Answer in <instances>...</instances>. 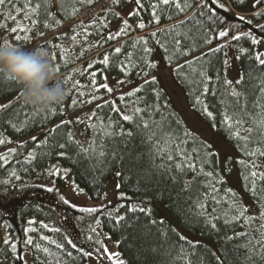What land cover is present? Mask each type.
Masks as SVG:
<instances>
[{
    "label": "trees",
    "instance_id": "16d2710c",
    "mask_svg": "<svg viewBox=\"0 0 264 264\" xmlns=\"http://www.w3.org/2000/svg\"><path fill=\"white\" fill-rule=\"evenodd\" d=\"M105 1L107 0H91V3H88L87 0H83V2L81 0H63V7H61V0H58L56 5L54 0H6V3L0 6V47L7 44L26 50L42 48L47 51L50 48V43L55 42L56 37L47 40L43 45H40V48H37L36 44L67 26L68 24L64 23L65 19H70V22L73 23L84 12ZM129 2L133 3V12H138V15H128L129 33L120 35L115 40L107 41L105 37L109 33L118 31L114 29L120 27V15ZM180 3L184 6L185 0H180ZM200 3H204V0H200ZM219 3H223L229 11L219 10L216 16L208 19V10H204V16H199V5L195 3L184 13H180L174 5H163L160 0H141L143 10H140L134 0H119L118 4L113 0L108 10L100 12L96 18L88 20L89 22L95 21L89 29L90 33L85 34L87 31H83L89 25H87L88 22L81 21L87 26L79 28L69 35L82 32V40L85 39V36H90L94 39V45L87 46L82 52L83 54L80 53L78 56L80 58L70 63L69 59L66 61L63 59L61 48H55L54 56L60 69L57 74L60 82L68 90L63 104L53 108L56 112L55 115L52 114L53 109L40 113L34 107L25 104L20 86L0 74V104L8 105V107L0 109V139L5 141L0 144V181L8 182L0 184V264H22L21 259L18 258L20 256L23 257V264H27L26 256L29 255L31 264H87L88 257H83L73 250L66 243L65 238H71L78 248H83L85 251L105 248L101 233L94 228L97 219L103 232L118 240L119 256L126 264H217L216 257L218 256L209 246L179 239L181 235L172 225L161 220V212L156 207L158 202L166 206L168 212L182 227L217 244L225 264H242L245 249L237 246L245 244L246 240L235 234L252 231L259 227V223H254L249 228L246 227V220L233 218L234 200H239L245 208L247 207L242 197L232 190L223 179L218 155L210 156L209 159L212 163L204 165V172L215 169L214 176L211 178L199 172L180 173L177 170L166 174L155 171L145 175V165L141 159H138V156L143 153V159H147L150 147L147 142H141V136L136 135L138 130L135 128V124L140 122V116L133 114L135 107L147 108L153 120L159 121L162 113L169 118L168 126L174 132L179 133L181 130L189 132L159 83L156 80L154 84L145 83V81H151L157 72L153 56H158L160 64L163 66H177L178 68L179 65H184L185 61L207 53L209 49L216 48L218 45L226 44L228 47L210 54L203 63L197 62L192 68L185 67L179 73L176 68L175 76L184 87L194 110L213 125V121L200 111V106L195 105V100L199 97L208 104L209 110L213 111L216 117L214 127L235 148L240 160H249L251 163V160L254 159L260 166L255 170L264 171V157L256 156L250 159L245 156L241 147L243 141H238L230 136L219 123L222 112L228 108L232 99L227 94L223 83L224 80H228L225 60L228 62L230 52H236L239 55L240 71L243 70L245 73V87L249 90L247 93L249 98L255 91V86L259 84V79L249 81L248 71L254 69L255 76L264 71V69L258 68L254 60L255 53L261 51L260 53L264 54V50L261 49L264 34L259 31V26L264 25V16L253 18L256 12L264 11V4H260L254 9L252 7L253 0H246L243 8L237 7L234 0H219ZM37 4L40 7L35 12H31L30 9ZM153 4H157L158 7L153 9L150 6ZM16 9H19V12ZM153 11H156L159 17V24L152 17ZM47 13H52V15ZM111 13H115V16ZM26 14L31 18L26 19ZM70 14H72L71 18ZM240 15L251 19L252 24L239 22L236 17ZM193 16L200 21L199 24L190 19ZM10 17H15V19ZM221 17H224L223 22H221ZM56 20L61 22L57 24L54 22ZM181 21H187V23L181 24ZM141 22L145 24L143 29L138 27ZM45 24H49L50 27H45ZM19 25L27 31H20ZM174 26H177L174 31H163ZM14 27L18 29L19 34L11 31ZM112 28L114 29L111 30ZM218 29H228V36L222 39L213 38L211 43H204V37L214 36ZM249 30L260 40L258 45H253L251 40L245 37L239 41L232 40L233 33H247ZM153 32L157 33L155 37L151 36ZM16 36H20L21 39L17 40ZM25 37H29V39H24ZM76 37L81 36L76 35ZM177 39L181 41V48L193 47L194 50L187 56H178L175 50ZM136 40H147V44H133L132 42ZM116 47H121V53L114 52ZM144 47L151 48L153 51L145 56L142 51ZM165 47L168 49L167 53ZM240 49L246 51L241 52ZM104 54L109 55L108 65L99 62ZM169 54H172L171 60H169ZM142 56L155 66L146 67L140 59ZM89 63L92 64L91 68L87 67ZM121 65L125 66L126 72L122 70ZM201 71H206V74L212 77L213 83L208 84V87L215 91V95L204 96L201 94L203 87L202 77L199 75ZM93 72L96 74L95 84L99 82L105 84V73H107L110 77H118L121 81L139 82L141 83L139 88L142 90L134 96L124 95V100L118 97L105 103L111 92L99 87L98 95L102 102L99 106L102 107L94 108L90 121L83 127V137L87 141V145H84L80 140L74 139L75 142H73L70 139L69 133L74 138L75 132L81 129L76 127L74 122H67L73 121L71 120L72 116L80 110L81 96L78 91L81 87L82 91L89 89L87 86L91 85L93 80H88V78L92 77ZM143 72H146L147 75H143ZM66 76L67 82L65 81ZM217 76H219L218 80ZM69 77L71 78L69 79ZM77 81L79 84L76 83ZM73 100L77 101L75 106L72 105ZM221 100H223V104H221ZM154 104L159 106V112H152L151 106ZM117 108L119 112L115 111ZM228 111L231 112V108H228ZM123 115H134V121H124ZM144 119H148V117L145 116ZM175 121H179V127ZM10 122L16 124L21 130H14L10 126ZM62 122H64V126L58 127ZM149 122L151 123V121ZM110 123L125 130H131L133 137L124 138L123 141L120 138L107 137L106 132L111 131L107 127ZM92 125L95 127H91ZM248 126L251 125L245 124L243 127ZM243 127L240 129L241 135L244 134ZM53 128L56 131L48 136L47 142L39 143L44 141L46 134ZM33 136L37 137L36 142L32 140ZM193 137L195 138L194 142ZM205 143L209 145L199 135L191 133L186 148L190 153L194 147L200 148L203 154L205 149L201 145ZM59 144H65L66 147L60 149ZM97 144L106 146L107 152L104 157L99 156L100 149L96 147ZM114 145L123 154L122 159L114 160L108 155ZM247 147L256 149L258 145L255 143V139ZM4 148L6 150H3ZM12 149H15V152L10 151ZM82 149L90 150L85 152ZM60 152H64L65 155H59ZM239 161L229 160L227 167L229 168V164V169L235 165L239 167L244 190L253 198L256 205V210L253 212L247 208V215L258 217L264 210V206L250 190L249 183L243 179L248 170L243 168ZM156 163H160V160L157 159ZM196 163L199 165L200 161L197 160ZM54 167L66 168L73 177L75 185L82 189L92 201L103 198L108 182L119 171L121 173L119 175V195L115 201L95 208L98 211L91 214L72 209L59 202V196L63 195L59 189L52 187L56 190L48 192L46 190L49 188L48 186L33 183L46 179L49 171ZM13 172L16 173L15 177L12 175ZM185 181H193L191 190L184 188ZM212 181H215L218 190L216 200L219 202L203 197V194L208 191L205 186ZM255 188L258 194L264 195L261 193V190L264 189V181L257 178ZM197 198H200L206 205L203 214H200ZM177 203L184 210L183 212H177ZM132 207L148 208L151 215L148 216L140 211H129ZM118 217L124 219L117 223ZM150 220H155L157 223L150 224ZM29 221H35V223L30 224ZM42 223L49 227L47 229L41 227ZM213 223L216 225L215 229L211 227ZM29 228L34 231H25ZM93 228L95 232L90 231ZM52 229H59V231H52ZM162 233H166V236ZM88 235L92 236L91 241L85 238ZM27 237H31L34 244H39L40 248L36 249L33 245H26ZM41 237H48V239L43 240ZM226 237L234 238L228 240ZM6 238L16 244L15 252L5 245ZM51 241H56V243L53 244ZM58 244H63L64 248L58 249ZM44 248L48 249L47 253L43 251ZM21 249H23L22 252ZM65 252H71L72 255L67 256ZM13 257L17 258L13 259ZM97 259L101 264H116L114 258H105L103 252ZM253 264H259L258 257L254 259Z\"/></svg>",
    "mask_w": 264,
    "mask_h": 264
},
{
    "label": "snow or ice",
    "instance_id": "6c2138e0",
    "mask_svg": "<svg viewBox=\"0 0 264 264\" xmlns=\"http://www.w3.org/2000/svg\"><path fill=\"white\" fill-rule=\"evenodd\" d=\"M83 2V0H81ZM88 3H91V0H87ZM115 3H119V0H114ZM134 2L137 4V6L140 8V10H143V5L141 4V0H134ZM236 3L237 7L243 8L246 0H234ZM6 3V0H0V6L4 5ZM160 3L163 5H174L175 8L178 10L180 13H184L188 8H191L193 6V3L199 5V10H198V15L199 16H204V10L207 9L209 16L208 19H212V17L217 15V12L219 10H223L224 12H228V8L223 4L219 3V0H204V3H200V0H185L184 6L181 5L180 0H160ZM260 4H264V0H253V5L252 7L255 9L257 6ZM153 9L157 8V4L150 5ZM40 7L39 4L35 5V7L31 8V12H35L36 9ZM61 7H63V0H61ZM17 12H19V9H16ZM48 15H52V13H47ZM111 15L115 16V13H111ZM129 15H138V12H130ZM260 16H264V11L262 12H256L254 14L253 18H258ZM72 17V14H70V18ZM93 17H95V12H93ZM152 17L155 19V22L159 24V17L157 16L156 11L152 12ZM12 19H15V17H10ZM26 19H30L31 17L29 15H25ZM171 18V17H169ZM192 20H195L196 24H199L200 21L196 19L195 16L190 18ZM221 22H223L224 17H221ZM236 19L239 22L247 23L249 25L252 24L251 19H246L245 16L240 15L236 17ZM55 23L59 24L61 21L56 20L54 21ZM95 22V21H93ZM64 23L68 24V31L69 32H75L76 28L75 26L72 25L70 22V19H65ZM187 21H181V24H186ZM123 27L119 28L116 33H109L105 39L107 41L115 40L117 39L120 35H127L130 31V25L128 24L127 20H124L122 22ZM80 27H84L83 22L80 23ZM238 26V25H237ZM45 27H50L49 24H45ZM138 27L143 29L145 27V24L143 22L138 24ZM175 27L171 29H164L163 31L165 32H171L174 31ZM17 28L14 27L11 29L13 33L17 32ZM20 31H27V29H19ZM259 31L264 34V25L259 26ZM228 29H222V30H216L214 36H205L204 37V43H211L213 38L216 39H222L224 37L228 36ZM67 33H62L61 36H66ZM157 33L153 32L151 33L152 37H155ZM242 37L249 38L251 40V43L253 45H258L260 43V40L257 39L255 35H253V32L249 30L247 33H233L232 35V40L234 41H239ZM60 37H57L56 39H59ZM76 35L71 36L72 41H76ZM17 40H20V36H16ZM24 39H29V37H25ZM133 44H147V40H136L132 42ZM159 43V41H157ZM181 41L177 39L175 41V50L176 54L178 56H187L191 53V51L194 50L193 47H188V48H181ZM7 46V44H6ZM54 47H59V45H53ZM37 48H40L39 45L36 46ZM228 45L222 44L218 45L216 48L209 49V52L207 53H202L198 57H194L192 60L185 61L184 65H179L176 71L179 73L181 69L187 67V68H192V66L197 63L201 62L203 63L205 61V58L209 56L212 53L219 52L221 48H226ZM42 49V48H41ZM121 47H116L114 49V52L116 54L121 53ZM142 51L145 53V56L149 53H151L153 50L148 47H144ZM241 52H245V49H240ZM165 52H168V49L165 47ZM83 53H81L82 55ZM146 65V67H154L155 65L151 62L145 59L144 56L140 58ZM172 59V54H169V60ZM254 60L256 61V64L259 69H264V54H261L259 52L254 54ZM100 63L104 65L109 64V55L104 54L102 59L99 61ZM225 64H227V60H225ZM88 68L92 67V64L89 63L87 65ZM122 70L125 72L127 69L125 68L124 65H121ZM57 72L60 71L59 67H56ZM255 70L250 69L247 73V76L249 78V81L252 79H259V84L255 86V91L251 94V98H249V95L247 94L249 90L245 87L246 81H245V73L242 70L238 77L236 78L235 81L233 80H224V87L227 90V94L232 98L231 103L228 105V108H231V112L228 111V108H225V110L222 112L221 119L219 123L224 127V129L229 133L230 136H233L236 138L238 141H243V144L241 145L244 155L249 157L250 159L256 156H261L264 157V71H261L258 76L254 75ZM143 75H147L146 72L142 73ZM95 73H92L93 76V83L95 82ZM199 75L202 77L201 84L203 85L201 89V94L204 96H207L209 94L215 95V91L210 89L208 87V84L213 83V79L211 76H208L206 74V71H201ZM71 77H69L70 79ZM105 79H107L105 77ZM219 79V76H217V80ZM125 81H119L118 83H124ZM79 84V81L76 82ZM146 84L148 83H156L155 78H153L151 81H145ZM100 88H103L107 90L108 92H112L113 89L110 88L107 84H101L99 86ZM142 89L141 88H135L129 93H127V96H134L137 92H140ZM258 93V94H257ZM80 95H84L83 92L80 93ZM157 96H159V93H157ZM96 97H93L95 99ZM121 100H124V96L120 97ZM90 102V101H89ZM77 103L76 100L72 101V105L75 106ZM114 103V102H113ZM223 100H221V104H223ZM195 105L200 106V111L210 120L213 121V126H215L216 122V117L213 113V111L209 110V106L207 103H204L199 97L196 98L195 100ZM8 105L6 104H0V109L6 108ZM98 107H102L99 106ZM166 107V105H165ZM152 112H159L160 108L157 105H152ZM115 111L119 112V109H115ZM52 114L55 115L56 112L53 109ZM133 114H139L140 116V122L135 124V128L138 130L136 132V135L141 136V142L145 143L147 142L149 144L150 150L147 153V159H143L144 154L141 153L138 156V159H141L142 163L145 165L144 168V174L148 175L152 172L159 171L161 174H166L168 172H171L173 170H177L180 173H184L185 171H191L193 173H201L206 177H213L215 173V169L213 168V171H208L204 172V165L205 164H211V160L209 159L210 156L212 155H219L218 153H214L212 151V148L210 145L202 144L201 147L205 149L203 154L200 151V148L194 147L191 150V153L187 150L186 145L188 144L189 137L191 136V133H189L187 130H181V132L177 133L174 132L170 126H168V120L169 118L164 116L161 113V119L159 121L153 120L151 113L147 108H139L135 107L133 109ZM134 115H123L122 119L124 121H134ZM147 116L148 119H144V117ZM151 121V123L149 122ZM73 121H68L67 123H72ZM76 122H82L77 118ZM177 123V126L179 127V121H175ZM245 124L251 125L248 127H243ZM10 126L16 130L20 131L21 129L16 126V124H11ZM64 122L61 123L58 127H63ZM91 127H95L92 125ZM108 128L111 129V131L106 132L107 137H111L113 139L120 138L122 141L124 138H132L133 137V132L131 130H125L122 127H119L118 125H113L109 124L107 126ZM243 127V135H241L240 129ZM142 130V131H140ZM56 129L53 128L49 131V133L46 134L44 141H41L39 143H46L48 136L52 135L55 133ZM70 139H72L73 142H75L74 138H72L71 133H69ZM255 139V143L258 145L256 149H249L247 145L251 143ZM32 140L34 142L37 141V137L33 136ZM195 138L193 137V142ZM5 141L3 139H0V144H3ZM23 146V145H22ZM58 147L60 149H64L66 147L65 144H59ZM97 148L100 149L99 151V156L104 157L107 152V148L104 144H97ZM90 149H82V151H89ZM12 152H15V149L10 150ZM59 155L63 156L65 155L64 152H60ZM114 160H119L123 158V154L115 148V145L113 146V149L110 153H108ZM159 159L160 163H156V160ZM199 160L200 163L199 165L196 163V161ZM227 163V161H226ZM239 163L243 166V168L247 169V174L243 176V179L249 183L250 190L253 192L254 196L259 200L262 206H264V195L258 194L255 188L256 184V179L259 178L260 180L264 181V171H256L258 166L255 162L254 159L251 160V163H249V160H240ZM230 168V164H229ZM67 170H65L64 173H61V170L59 167H54L51 171L50 174L53 176L57 175H66ZM12 175L15 177L16 173L13 172ZM117 175H121V173L118 171ZM172 179H175V177H172ZM7 181H0V184H7ZM193 184V181H185L184 183V188L187 190H191V186ZM119 187V185H118ZM208 191H206L203 194L204 199H212L216 200L217 195H218V190L216 189L215 186V181H212L208 183L205 186ZM48 192H53L56 189L49 187L46 189ZM77 191L81 192L83 191L82 189H79L77 186ZM229 192L231 193V190L229 189ZM261 193H264V189L261 190ZM233 196L235 195L234 193L232 194ZM59 202H62L64 205H68L72 209H76L79 212L82 213H94L98 211V209L95 208H89V207H80L76 204H72L68 199H66L63 195L59 196ZM197 204L201 210L200 214H203V210L206 208L205 203L200 199L197 198ZM216 202H219L216 200ZM131 212H136L140 211L145 213L146 215L150 216L151 212L150 209L140 207H132L129 209ZM184 210L180 207L179 203H177V212H183ZM232 211L234 213V219L235 220H246V227L251 228V226L254 223H259L258 228L252 229V231H245V232H240L236 233V236L243 237L246 240L245 244L238 245V248H243L245 249V256L243 258L242 264H253L254 259L256 257L259 258V264H264V210H262L259 214L258 217L247 215V208H245L239 200H234L233 205H232ZM190 214V210H189ZM121 219H124L122 217L117 218V223ZM227 222V220H226ZM30 224L35 223V221H29ZM97 224H99V220L97 219L96 221ZM157 221L155 220H150V224H156ZM162 223V222H161ZM41 227L43 228H48L49 226L47 224H41ZM211 227L213 229L216 228V225L213 223L211 224ZM25 231H34V229L29 228L26 229ZM52 231H59V229H52ZM90 231L95 232V229H91ZM162 235L166 236V233H162ZM258 237V239H257ZM88 241L92 240V236L88 235L85 237ZM234 237H226V239L231 240ZM43 240H47L48 237H41ZM66 243L75 251L80 253L83 257H88L91 258L93 255H95L97 258H99L100 253L103 252L105 253V258H114L118 256V254L112 253L109 254L107 253V249L101 248L97 249L95 251H85L83 248H78L77 244L73 242L71 238L66 237ZM180 240H183L187 242V237L185 236H179ZM5 245L7 247H10L13 252L16 251V244L12 243L10 240L7 238L4 241ZM26 245H33L36 249L40 248L39 244H34L33 240L31 237H27L25 241ZM51 243L55 244L56 241H51ZM99 243V241H97ZM58 249H63L64 245L63 244H58L57 245ZM23 249H21V252ZM43 251L45 253L48 252L47 248H44ZM67 256H71V252H65ZM17 257H13V259H16ZM21 259V262L23 264V257L20 256L18 257ZM217 264H222L220 261L219 257H216ZM118 264H124V261H119Z\"/></svg>",
    "mask_w": 264,
    "mask_h": 264
},
{
    "label": "rangeland",
    "instance_id": "374dc122",
    "mask_svg": "<svg viewBox=\"0 0 264 264\" xmlns=\"http://www.w3.org/2000/svg\"><path fill=\"white\" fill-rule=\"evenodd\" d=\"M58 0H54L55 5L57 4ZM113 0H107L104 2V11L109 9L110 3ZM134 6L132 2H129L127 6H125L124 11L122 12V15H120V22L119 26L121 27L122 22L124 20L128 21V15L130 12H133ZM80 17V16H79ZM90 20V19H88ZM87 25L84 24V27L87 26L83 31H87L85 34L90 33V28L92 26L93 21L89 22ZM79 21V22H77ZM77 21L73 22L72 25L75 26L76 30L80 27L81 20L77 19ZM121 23V24H120ZM20 28H22L19 25ZM119 27V28H120ZM112 28L111 30L117 31L119 29ZM18 33V32H17ZM62 33H67L66 36H61ZM71 32L68 31V25L61 28L58 31H55L49 38L40 40L37 45H43L47 40L53 38V37H60L59 39H56L55 42L50 43V48L47 50L51 60L55 64L56 58L54 56L55 48L53 45H59V48L63 51V59L68 62L77 61L80 57V53L84 51V49L87 48V46L94 45V39H92L90 36H85V39L82 40V32L77 33L76 35H79L81 37H77L76 41L71 40V36L69 35ZM19 34V33H18ZM261 49L264 50V42L261 46ZM261 52V51H260ZM259 52V53H260ZM89 61V60H87ZM153 62L157 65V72L153 76L155 80L159 83L161 89L168 95L172 105L175 107V109L178 111L179 115L182 118V121L186 125L189 132L199 135L202 139H204L209 145L212 147L213 151L215 153H218L219 158V165L221 170V175L223 179L228 183L229 187L237 192L243 199V202L247 208L252 210H256V205L253 200V198L246 193L244 190L242 180H241V172L237 165L233 166L232 169H229L227 167V163L229 160L233 161H239L240 157L235 150V148L228 142L227 138L219 132L213 125H211L207 120H205L203 117H201L191 106V103L189 101L188 95L184 89V87L177 81L175 76V69L177 66H163L160 64V58L158 56H153ZM56 67L59 66V64L56 61L55 64ZM240 64H239V55L236 52H230L229 59L227 62V78L228 80L235 81L238 75L240 74ZM65 75V74H63ZM105 84H107L110 88L113 89L111 92L110 97L106 99L107 103L110 99L118 98L121 96L126 95L133 89L140 86L141 83L136 81H127L124 83H118L121 81L118 77H110L107 73H105ZM66 82L68 81L67 76ZM152 78V79H153ZM88 80H93V76L91 78H88ZM103 82H99L97 84L91 82V85L88 84V90L82 91L81 89L78 91L79 94L81 92L84 93V95H80V107L79 111L76 112L75 115L72 116L71 120L75 123L76 127L80 128L81 130L75 132L74 139L76 141L82 142L84 145H87L86 139L83 137V130L86 123L90 121V118L92 116L93 110L95 107H97L99 104H101L100 96L98 95V89L99 86ZM82 84V82H80ZM91 87V88H90ZM91 91V93H90ZM93 97H96L93 99ZM90 101V102H89ZM77 118H79L82 122H76ZM81 134V135H80ZM80 138V139H79ZM3 150H6L4 148ZM227 161V163H226ZM61 170V173H64L65 170H67L64 167L59 168ZM35 184H40L43 186L48 187H55L59 189L62 194L72 203L76 204L80 207H89V208H98L103 207L104 205L115 201L118 197V185H119V175H117V172L112 176L110 181L108 182V185L106 187L104 196L101 200L98 201H92L87 194L84 191L78 192L77 186L74 183L73 177L69 174L68 170L66 172V175H57L53 176L50 174V171L48 173V177L44 180H37L34 181ZM157 209L161 212V220L166 221L172 225V227L182 236L187 237V240L193 242V243H201L209 246L213 252L220 258V260L225 264L223 256L221 254V251L217 244L212 243L205 239L202 235H199L189 229H186L182 227L168 212L166 206L160 202L156 204ZM94 228L101 233L103 237V241L105 242V247L107 249V253L112 254H118V256L114 257L115 263L118 264L119 261H124L119 256V250H118V240L113 239L108 234L104 233L99 224H95ZM0 243H1V235H0ZM30 256V255H29ZM29 256H26L27 264H31ZM87 264H101L99 260L93 255L91 258H88ZM124 264L125 261H124Z\"/></svg>",
    "mask_w": 264,
    "mask_h": 264
},
{
    "label": "clouds",
    "instance_id": "9594fccd",
    "mask_svg": "<svg viewBox=\"0 0 264 264\" xmlns=\"http://www.w3.org/2000/svg\"><path fill=\"white\" fill-rule=\"evenodd\" d=\"M57 73L46 50L0 47V74L18 84L23 102L40 113L62 105L67 97L68 90Z\"/></svg>",
    "mask_w": 264,
    "mask_h": 264
},
{
    "label": "built area",
    "instance_id": "2783aa9c",
    "mask_svg": "<svg viewBox=\"0 0 264 264\" xmlns=\"http://www.w3.org/2000/svg\"><path fill=\"white\" fill-rule=\"evenodd\" d=\"M103 10H104V2L99 3L97 6L89 9L86 12H84L78 19H80L81 21H86L88 19H94ZM93 12H95V17H93Z\"/></svg>",
    "mask_w": 264,
    "mask_h": 264
}]
</instances>
